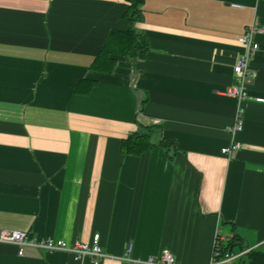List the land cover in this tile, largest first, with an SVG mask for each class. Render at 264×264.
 Returning a JSON list of instances; mask_svg holds the SVG:
<instances>
[{"label":"crops","instance_id":"0c3cea01","mask_svg":"<svg viewBox=\"0 0 264 264\" xmlns=\"http://www.w3.org/2000/svg\"><path fill=\"white\" fill-rule=\"evenodd\" d=\"M129 5L0 0V229L70 243L99 234L100 264H137L120 258L130 243L133 260L169 250L207 264L217 230L264 251V103L227 93L248 53L239 37L255 26L247 89L264 97V0H144L145 58L93 70L109 34L130 27ZM151 125L154 143L175 142L173 158L162 146L121 152ZM0 264L94 263L0 242Z\"/></svg>","mask_w":264,"mask_h":264},{"label":"built area","instance_id":"2783aa9c","mask_svg":"<svg viewBox=\"0 0 264 264\" xmlns=\"http://www.w3.org/2000/svg\"><path fill=\"white\" fill-rule=\"evenodd\" d=\"M255 31V26H251L247 29L244 35L239 37V41L247 46L248 53L243 55L235 64L234 72L239 83L229 88L227 93L229 95L235 96L241 101L253 100L256 102L264 103V97L251 96L249 95L247 89L252 78L256 76V72L252 70L249 63V60L252 57L253 53L259 47V44L253 39V34L255 33ZM242 113L243 109L240 108L238 111L237 121L230 128L233 134L241 131L243 128V120L241 117ZM241 146L242 144L240 142H234L231 146L223 148V152L229 154L232 150H239ZM228 239V237L222 234L221 230H217L212 258L207 264H236L244 255L255 248L248 247L240 252L226 250L224 248V243L227 242ZM99 241V234L94 235L92 243L82 240H77L73 243H70L62 239L37 238L35 236H32L27 231L0 229V242L17 245L20 255L24 254V249L26 246H31L44 250L66 251L75 255L79 259L89 257L94 264H100L108 256V254L101 247ZM131 250L132 243L128 244L126 253L120 258L124 260L134 261L137 264H179L174 254L169 250H164L158 255H151L142 260H133L130 256Z\"/></svg>","mask_w":264,"mask_h":264},{"label":"trees","instance_id":"16d2710c","mask_svg":"<svg viewBox=\"0 0 264 264\" xmlns=\"http://www.w3.org/2000/svg\"><path fill=\"white\" fill-rule=\"evenodd\" d=\"M128 1L130 5L124 17L129 20L130 27L124 31L114 30L109 34L106 43L91 65L93 70L110 73L115 69L118 57L145 58L149 51L148 37L137 28V23L143 17L144 0ZM91 86L92 83L90 81L82 80L77 87V92H88ZM160 128L161 126L156 125L143 126L141 132L133 133L121 141V152L125 155H141L149 149L162 146L169 154V157L173 158L178 153L173 140H161L159 143L152 141L153 134ZM241 241L238 233H236L224 243V248L238 252L235 250L236 246H239L240 251L250 247L249 245H244ZM236 264H264V251L254 248Z\"/></svg>","mask_w":264,"mask_h":264},{"label":"rangeland","instance_id":"374dc122","mask_svg":"<svg viewBox=\"0 0 264 264\" xmlns=\"http://www.w3.org/2000/svg\"><path fill=\"white\" fill-rule=\"evenodd\" d=\"M235 250H237V251L239 252V251H240V250H239V246H236V247H235Z\"/></svg>","mask_w":264,"mask_h":264}]
</instances>
